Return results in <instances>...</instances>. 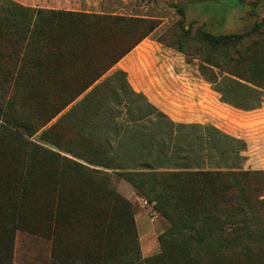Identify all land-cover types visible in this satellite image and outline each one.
<instances>
[{"label":"rangeland","instance_id":"rangeland-1","mask_svg":"<svg viewBox=\"0 0 264 264\" xmlns=\"http://www.w3.org/2000/svg\"><path fill=\"white\" fill-rule=\"evenodd\" d=\"M27 9L142 21L127 26L108 23L100 37L94 35L91 19L55 28L46 48L48 54L36 67L38 72L30 70L31 83L43 90L42 97L24 95L27 92L21 93L13 79L0 77V231L13 237L12 248L0 251V264H56L57 259L78 252L105 250L122 259L131 255L134 240L138 250L130 264H142L144 259L156 257L159 259L155 264H180V253L186 249L176 239L161 243L171 228L170 222L125 179L113 175L107 188L117 198L113 202L109 197L103 203L98 198L103 197L99 182L92 174L73 168L57 155L42 153L35 143L47 152L75 145L81 153H96V146L87 141L92 138L114 149L122 147L126 165L137 161L154 165L157 160L165 162L158 146L162 142L172 146L175 154L180 145L188 146L180 159L168 158L182 166L194 160L195 154L191 156L189 148L196 151L197 142L207 138L221 149L219 157L224 153L228 162L240 163L242 170L250 174L251 185L259 187L258 195L264 201V62L255 61L264 57V0H0V44L6 47L10 58L19 54L18 64L15 60L8 63L18 68L23 57L28 56L21 45L24 39L32 33L33 42L39 43L33 36L36 13ZM151 26L155 29L149 33ZM202 32L246 34L248 39L241 48H214L202 39ZM145 34L147 37L132 49ZM15 41L16 44L5 46L6 42ZM128 50L131 51L112 65ZM58 51L64 52L63 57L54 55ZM238 53L251 59L242 64L239 59L232 62ZM30 58L27 61L33 63L37 54ZM31 64L27 65L32 68ZM99 74L101 78L84 94L39 129L41 122L61 104L55 101V85L67 83L72 86L73 95ZM231 74L250 82L256 77L259 88L238 81ZM133 92L144 95L177 125L166 124L168 131L164 133L163 127L159 131L146 121L131 124L132 105L137 112L141 109ZM44 98L48 105L42 104ZM198 125L217 128L241 143L235 145L207 130L199 132L193 127ZM205 155L206 162L218 157ZM185 158L187 161H183ZM26 183L34 184L38 193L24 197L21 189ZM108 208L106 218L113 222L109 233L98 218ZM255 211L257 227L262 230L264 204ZM53 212L55 225L47 231L43 223ZM103 232L107 237L102 241ZM54 242L61 243L60 247L54 249ZM255 242L256 255L246 254L243 264H264V236L258 235ZM170 250L174 254L164 259ZM221 262L232 264L226 259Z\"/></svg>","mask_w":264,"mask_h":264},{"label":"trees","instance_id":"trees-1","mask_svg":"<svg viewBox=\"0 0 264 264\" xmlns=\"http://www.w3.org/2000/svg\"><path fill=\"white\" fill-rule=\"evenodd\" d=\"M11 8L14 9V6ZM27 11L31 10L27 9ZM31 12H35L37 16L33 26V36L37 39L35 42L39 41V43L35 44L33 42L32 33L24 39L21 45L25 46L24 49L28 56L27 58L25 56L23 57L24 62L19 68L16 65L10 66L8 64L11 60H15L18 64L19 54L14 58H10L8 53H6V47H2L0 44V77L13 79L15 84L18 85V89H21V93L27 92L24 95H30L31 93L38 97H42L44 92L42 89L35 88V85L31 83L32 74L30 70L36 73L38 72L36 67L39 64V60L44 59V56L48 54L46 48L49 47V38L55 28H63L64 24L83 22L82 20L87 21L91 19L89 20L91 21L90 24L95 28L92 31L94 35L98 34L100 37V31L106 29L108 23H112L114 26H127L133 22L142 21L136 18L97 14L89 15L62 10H37ZM154 29L155 26L149 27V33ZM145 37H147L146 34L134 44L132 49L139 45ZM201 37L214 48H241L248 39L246 34L213 35L206 32H202ZM16 43V41L6 42L5 46ZM131 50L126 51L121 58L115 59L112 65L117 64ZM35 54H37V59L33 63L31 62V64L27 60H30V57ZM54 55L63 57L64 52H54ZM240 55L238 53L236 58L231 61L235 62L236 59H239L238 63L242 64L251 59L249 56L244 58ZM255 61L259 63L264 62V57L260 56L255 58ZM27 64H31L32 68ZM256 69L259 71V65H257ZM102 74L97 75L91 82L82 84L73 95L70 92L72 91V86H69L67 83L61 82L55 85L57 97L55 101H59L61 104L43 120V123L41 122L39 129L45 127L66 107L84 94L101 78ZM22 75L23 77L21 78ZM231 76L238 81L248 82L252 86L259 88V80L256 77L250 82L235 74H231ZM261 77L262 74H259L258 79ZM133 96L137 97V103L141 105V109L140 112H137L136 110L138 109H133L132 105V111L129 112V121L131 124L137 122L135 125H138L139 120L146 121L156 125L159 131H163V127L165 129L164 133L168 131L166 129L168 124L173 127L177 125L163 112L154 108L144 95L138 96V94L133 92ZM41 100L43 105H48L49 102H46L47 100L45 98ZM148 108L152 109V111L146 112L145 109ZM178 125H180L178 127L188 126ZM193 127L200 130L199 132L204 130L214 132L220 135L221 139L226 138L232 140L235 145L241 143L240 140L230 137L217 128L203 125ZM87 141L93 146H96L98 152L96 150L95 153L92 150L91 152L93 153H81V150L75 145H68L67 149L63 148V146L58 147L59 152H52V150L47 152L44 151V147L40 148L35 142L33 143H35L37 149L42 153L46 152L54 156L57 155L62 162H67L73 168L88 171L89 174H92L94 180L99 182L97 185L101 191V196L105 197L104 199L98 196L99 201L103 203L109 197L113 198V202L117 198L116 195L113 197V193L107 188L113 175L125 179L140 196L147 200L148 204L153 205L154 209L170 222L171 228L161 238V243L165 244L169 239H176L184 244L186 249L180 253V264H201L202 260H206L205 264H222L221 260L223 261L225 259L230 260L232 264H243V257L246 254L256 255L257 244L255 239L260 234L264 236V229L261 230L257 227L258 215L255 211L257 207L264 204V201L260 200L258 195L259 187H253L251 185L249 181L250 174L242 170L240 163L228 162V157L224 153L222 154L224 155L223 157H219L218 154L222 153L221 149L218 146H213L207 138L197 142L198 147H196V151L193 148L194 152H192V147L191 149L189 148V154L191 156L195 154L194 160L187 161L185 158L183 161L186 160L188 164H183L182 166L178 165L180 163L179 161L173 162L172 160H168V158L180 159L185 147L188 146L180 145L176 149L175 154L172 146L169 148V145L167 146L162 142L158 146L162 148L161 151L165 162H161V160L158 162L157 160L154 162L156 163L154 165L149 162L140 163L137 161L135 164L126 165L124 163L126 160L123 159L124 153L121 151L122 147L114 149L110 144L100 141L98 143L92 138H88ZM243 147L244 144L240 146L241 150ZM206 153L207 156H218L219 158L217 157V160L214 161V157H212V159H208V162H206V155L204 156ZM160 158L163 157L160 156ZM174 164L180 167L169 168ZM203 165L217 167L213 169H201L200 167ZM73 171L75 170L73 169ZM21 190L24 197L34 196L38 193L37 187L32 183H26L22 186ZM245 195L247 198L244 197ZM108 210L110 209L108 208L106 211L101 212L102 215L98 218L103 229L105 230L107 228L106 231L109 233V230L113 228V222L106 218ZM20 215L23 217V214ZM55 220L56 212H53L47 222L43 223L44 227L48 229L47 231H51L54 228ZM19 228L24 227L20 226ZM7 235V232L0 231V251L6 250V248H12L13 246V237H10V235L8 237ZM58 236L59 234H56L55 237ZM106 237V233L103 232L101 240H105ZM6 238H9V240H6ZM248 240H250L249 244H245ZM59 244L61 243L54 242V249L57 248L56 246L60 247ZM101 249H103L102 246ZM137 250L138 245L136 240H134L133 248L130 249L131 255L126 258L117 259L113 256L111 250H105L104 252L100 251L92 254L78 252L62 260L57 259L55 262L56 264H130L129 261L137 255ZM173 254L174 252L170 250L166 255L164 254L163 258L166 259L169 255ZM195 258L196 261H193ZM158 259L159 257L144 259L141 263L155 264Z\"/></svg>","mask_w":264,"mask_h":264}]
</instances>
